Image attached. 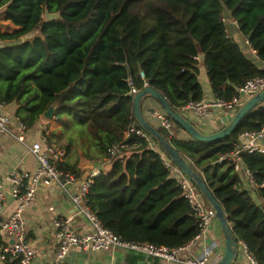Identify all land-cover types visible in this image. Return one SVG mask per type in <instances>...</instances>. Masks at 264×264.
Returning <instances> with one entry per match:
<instances>
[{
  "label": "trees",
  "instance_id": "1",
  "mask_svg": "<svg viewBox=\"0 0 264 264\" xmlns=\"http://www.w3.org/2000/svg\"><path fill=\"white\" fill-rule=\"evenodd\" d=\"M2 8L17 29L0 32V104L17 103L15 116L27 128L56 106L52 120L64 137L67 158L58 164L64 175L80 179L83 173L75 141L83 158L110 160L109 170L90 178V211L126 242L177 249L198 236L201 224L152 143L164 150L146 132L148 140L129 132L144 131L129 92L150 87L181 114L182 107L203 100L200 55L217 100L229 101L247 81L264 78V0H0ZM45 11L59 18L46 21ZM226 16L256 60L228 34ZM172 123L175 134L182 130ZM262 127L264 103L230 136L212 142L168 137L156 128L202 178L257 264H264V153L241 156L257 200L226 157L242 134ZM76 128L80 135H72ZM118 145H125L122 153L110 156ZM128 254V264L143 257Z\"/></svg>",
  "mask_w": 264,
  "mask_h": 264
},
{
  "label": "crops",
  "instance_id": "2",
  "mask_svg": "<svg viewBox=\"0 0 264 264\" xmlns=\"http://www.w3.org/2000/svg\"><path fill=\"white\" fill-rule=\"evenodd\" d=\"M3 12L4 9H0V32L8 34L12 33L17 28L5 21ZM2 24H5V27H3ZM226 28L228 34L245 49L244 52L248 57L252 60H256L257 58L254 51L243 44L242 41L244 39L239 33L237 23L228 16H226ZM1 45L2 43H0V46ZM197 61L199 70L197 79L203 92L202 101L213 102L215 97L211 90L206 69L203 66V56L200 55L197 58ZM262 68H264V65H262ZM17 108L18 105L15 102L4 106V112L12 121L16 118L15 113ZM157 110L162 109L154 99L151 97L143 99L141 104L142 115L153 127L160 128L158 122L150 116L153 111ZM181 114L193 126H195L198 131L206 135L213 134L223 129L233 116L219 108H211L209 115L204 118H199L193 112L187 110L181 111ZM55 124L57 123L53 120L48 122L41 116L39 122L35 126L27 128L24 142H18L14 137V135L16 136L15 133L17 131L14 122H12L9 132L0 134V182L4 183L5 192L7 194L6 202L0 211L1 219H7L15 207L14 201L8 195L7 178L9 175L14 171L31 174L38 166L36 157L30 152V146L32 143L43 142L46 137H49L51 147L58 152L60 159L59 162L67 158L65 151L52 145V141L57 140L60 136V127L56 125V128H50V126L53 127ZM55 129L57 130L55 131ZM174 135H177L178 139H190L189 135L183 130L176 131V134ZM62 139H64V137ZM258 144L264 146V137L258 142ZM152 147L160 153L162 160L170 166L171 178L176 179L180 174H183L175 165H172L173 163L163 152H161L158 146L152 143ZM72 149L81 151L76 141L74 142ZM81 157L83 156L80 153V159L77 163V167L83 172L80 179L63 184H58L56 182H50L48 184L39 183L36 187L34 200L24 212L25 241L34 250L35 254L30 264H128V252L118 249L95 252L70 249L62 259H59L57 256L58 243L53 226L54 221L68 219L70 221L69 225L71 229L76 233L80 235L91 234L93 232L91 224L82 215L78 214L77 206L74 204L71 197L79 192L85 174H88V180H90L94 174L99 171H107L111 167L109 159L90 160ZM89 167H92V169H89ZM238 174L241 177L242 186L250 191L253 199L257 200V196L250 190L249 177L244 170V165L241 166V170ZM258 202L261 203V201ZM206 206L208 207V205ZM12 241L11 237L0 232V247L4 246L6 243H12ZM224 246L223 233L216 219H214L205 232L183 247L184 250L177 256L178 263L172 264H183L182 262L186 259L198 258L206 250L211 251L208 264H219L224 254ZM142 256V260L137 261L135 264H169L149 256ZM0 264L5 263L0 261ZM232 264H249L245 250L240 242H238V249Z\"/></svg>",
  "mask_w": 264,
  "mask_h": 264
},
{
  "label": "built area",
  "instance_id": "3",
  "mask_svg": "<svg viewBox=\"0 0 264 264\" xmlns=\"http://www.w3.org/2000/svg\"><path fill=\"white\" fill-rule=\"evenodd\" d=\"M244 44L248 45L247 39L245 38ZM140 76L143 78V73H140ZM262 91H264V78H254L239 87L237 94L229 101L215 99L213 102L200 101L197 103H189L182 107L181 111H191L197 117L204 118L209 115L211 108H219L234 115L249 98ZM136 94L137 90L132 87L129 95L134 96ZM150 116L158 122L159 127L163 129L169 137L174 136V124L164 111H153ZM12 122H14L17 127L16 136L14 135V137L18 142H24L25 133L27 131L26 125L17 118L12 121L4 112V106L0 104V134L9 132ZM129 132H134L136 135L148 140L144 131L132 128ZM263 137L264 127L258 132L244 133L239 137V141L233 145V151L226 157L231 161L235 172H240L241 170L242 155L264 153V146L258 144ZM124 148L125 145H118L109 149L108 153L110 156H116L121 154ZM30 152L36 157L38 162L36 170L31 174L14 171L7 178L8 195L14 201L15 207L7 219L0 218V232L5 233L13 240L12 243H6L4 246L0 247V261L5 264H30L35 256L34 250L25 241L23 215L34 200L36 187L39 183L48 184L50 182H56L58 184H63L76 180L69 174L64 175L63 172L58 169L57 164L60 161L58 152L47 143V139L43 142L32 143ZM165 165L170 168L167 163H165ZM244 170L249 177V183H252L250 173L245 167ZM97 174L98 173L94 174V176ZM175 180L182 190L183 198L188 202L195 217L200 222V234H202L215 219L214 211L209 206H206L198 189L185 175L180 174ZM90 182V180L82 182L79 192L73 195L71 199L77 206L78 214L82 215L91 224L93 232L89 235H80L71 229L68 219L54 221L53 226L58 243L57 256L59 259L65 257L70 249L94 252L118 249L149 256L169 264L178 263L177 256L184 250V246L177 249H169L164 246L156 247L147 243L126 242L121 240L112 231L105 228L86 205V194ZM6 196L4 183L0 182V211L6 202ZM198 236L194 239L198 238ZM241 244L245 250L249 264H257L247 253L245 245L243 243ZM210 255L211 251L206 250L200 257L186 259L182 263L208 264Z\"/></svg>",
  "mask_w": 264,
  "mask_h": 264
},
{
  "label": "water",
  "instance_id": "4",
  "mask_svg": "<svg viewBox=\"0 0 264 264\" xmlns=\"http://www.w3.org/2000/svg\"><path fill=\"white\" fill-rule=\"evenodd\" d=\"M59 18L58 13L51 14L45 11L44 19L46 21H53ZM34 36V33H30L25 37L31 38ZM151 97L154 99L162 111L178 126L185 131L191 139H194L199 142H212L216 140H220L230 136L238 123L244 118V116L253 110L254 108L262 105L264 103V91L256 94L255 96L249 98L240 109L233 115L230 122L220 131L215 132L213 134H202L198 129L193 126L184 116L170 107L166 99L154 89L147 87L144 90L138 92L133 98V114L137 124L142 127L144 132L149 134L152 138H154L158 144L162 147L165 154L169 157L171 162L176 166V168L183 173L195 187L198 189L201 196L206 200L209 207L214 211L215 219L218 225L221 228V231L224 236V254L221 258L219 264H232L238 249V242L236 241L233 233L231 232V228L227 223V218L224 215V211L218 201L213 197L212 193L207 188L206 184L202 180L200 176L194 173V171L190 168V166L184 161L182 156L169 144L168 140L162 136L155 127H153L142 115L141 112V104L144 98ZM56 106L51 105L46 112L42 115V117L51 121L55 114ZM92 169V167H89ZM88 181V174H85L83 177V182ZM63 264V263H56Z\"/></svg>",
  "mask_w": 264,
  "mask_h": 264
},
{
  "label": "rangeland",
  "instance_id": "5",
  "mask_svg": "<svg viewBox=\"0 0 264 264\" xmlns=\"http://www.w3.org/2000/svg\"><path fill=\"white\" fill-rule=\"evenodd\" d=\"M2 26L3 27H5V24H2ZM244 39V38H243ZM243 42V44H244V40L242 41ZM246 47H248V45H246V44H244ZM49 122V121H48ZM59 127V125L58 124H55V125H53V127H51L50 126V128H56L57 126ZM48 129V128H47ZM58 129V128H57ZM57 129H55V131L57 130ZM77 130H76V132H73L72 133V135H80V133H78V131H79V128H76ZM68 133V132H67ZM77 143H78V141H76ZM55 144V145H54ZM65 144V142H64V139H62L61 137H58V139L57 140H54V141H52V145L54 146V147H56V148H59V149H61V150H64V147H63V145ZM80 153H81V151H76V157L78 158V159H80ZM81 158H83V157H81ZM83 160H85V159H83Z\"/></svg>",
  "mask_w": 264,
  "mask_h": 264
}]
</instances>
